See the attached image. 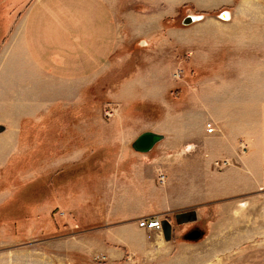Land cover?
Segmentation results:
<instances>
[{"label":"rangeland","instance_id":"rangeland-1","mask_svg":"<svg viewBox=\"0 0 264 264\" xmlns=\"http://www.w3.org/2000/svg\"><path fill=\"white\" fill-rule=\"evenodd\" d=\"M49 1L0 0V124L13 129L0 148V264H264V186L235 191L220 131L258 115L264 0H52L85 1L111 39L106 63L71 79L29 53L27 13ZM191 13L202 16L183 23ZM146 129L164 136L133 149ZM129 207L167 217L170 239L136 217L139 231Z\"/></svg>","mask_w":264,"mask_h":264},{"label":"crops","instance_id":"crops-1","mask_svg":"<svg viewBox=\"0 0 264 264\" xmlns=\"http://www.w3.org/2000/svg\"><path fill=\"white\" fill-rule=\"evenodd\" d=\"M50 2L52 0L44 5L39 3L40 8H35V5H33L27 13L29 27L26 36L30 45L29 53L36 67L43 73L51 74L52 71L54 73L52 75L64 79H71L74 76L85 78L84 75L93 74L109 59L112 53V45L108 42L111 39L108 37V41H106L104 35L101 36L100 25L93 20L95 14L91 13L93 10L84 3L85 1H79L82 5L77 1L76 3H53V5ZM109 16L112 17V14L110 13ZM263 63L257 61L256 65L254 64L255 67L252 68L254 78L256 77L257 81L259 80L258 77L264 76V68L258 69L257 67L259 65L264 66ZM253 107H255L254 110L257 109L259 112L256 117L251 118L249 126L243 128V126L234 125V130L231 131L225 125L220 129L225 139L224 146H229L223 155L228 159L232 160L234 158L235 160V164L232 163L227 167L228 171L235 173V183L233 184L236 187L235 191L242 187L245 181L249 180L254 190L264 186V175L262 173L264 160V97L256 98L255 102L252 103ZM12 130L5 125L4 129L0 131V148L2 147L3 137L8 140L7 144L10 145L9 143L13 138L9 134L10 132L13 134ZM157 131L162 130L157 129ZM16 136L15 133L13 145L17 144ZM242 144H246L247 148H239ZM135 168V165H131V169L135 170ZM225 183H228L226 178ZM120 198L121 196L118 199L125 203V201L132 199V195L127 192ZM113 201L110 209H125L127 205L118 204L119 201L116 199ZM127 209H130L129 212H125L123 216L134 219L131 224L137 227L139 231L143 230L136 222V217H142V214L139 212L133 214L132 212L136 208L129 207ZM150 216H157L160 219L163 217L159 214H150ZM175 217L177 216L175 215ZM158 232L161 233V231Z\"/></svg>","mask_w":264,"mask_h":264},{"label":"water","instance_id":"water-1","mask_svg":"<svg viewBox=\"0 0 264 264\" xmlns=\"http://www.w3.org/2000/svg\"><path fill=\"white\" fill-rule=\"evenodd\" d=\"M227 12L226 10H222L220 14ZM194 20L193 15L187 14L182 18L183 23H188ZM4 129V125L0 124V131ZM164 134L159 131H155L152 129H146L141 131L138 135L134 137L131 141V147L137 151H147L149 150L156 142L162 139ZM195 216L194 213L192 217ZM161 223V232L162 236L165 240L170 239L171 237V223L167 217H162L160 219ZM201 234V230L198 228H193L185 233L186 238H196Z\"/></svg>","mask_w":264,"mask_h":264},{"label":"built area","instance_id":"built-area-1","mask_svg":"<svg viewBox=\"0 0 264 264\" xmlns=\"http://www.w3.org/2000/svg\"><path fill=\"white\" fill-rule=\"evenodd\" d=\"M262 171L264 174V161L262 163ZM138 225L141 227H146V228H151V227L156 228V229L161 228L160 218L157 216L156 217L154 216L139 217Z\"/></svg>","mask_w":264,"mask_h":264},{"label":"bare ground","instance_id":"bare-ground-1","mask_svg":"<svg viewBox=\"0 0 264 264\" xmlns=\"http://www.w3.org/2000/svg\"><path fill=\"white\" fill-rule=\"evenodd\" d=\"M191 15H193L194 20H197V19L201 18V16H202V15H199V14H192V13H191ZM220 16L228 17V13L225 12V13L221 14ZM241 204H243V203H241ZM156 230L157 231H161V228L160 229H156Z\"/></svg>","mask_w":264,"mask_h":264}]
</instances>
